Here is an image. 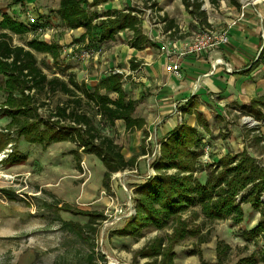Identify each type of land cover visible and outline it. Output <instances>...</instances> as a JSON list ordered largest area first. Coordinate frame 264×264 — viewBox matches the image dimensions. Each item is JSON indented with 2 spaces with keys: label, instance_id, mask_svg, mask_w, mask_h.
Here are the masks:
<instances>
[{
  "label": "rangeland",
  "instance_id": "374dc122",
  "mask_svg": "<svg viewBox=\"0 0 264 264\" xmlns=\"http://www.w3.org/2000/svg\"><path fill=\"white\" fill-rule=\"evenodd\" d=\"M240 1L248 5L254 0ZM58 4L59 0H22L20 3L0 0V32L7 33L13 45L31 49L48 78L59 77L67 81L74 75L76 82L91 92L102 77L116 70L122 71L125 76L123 85L132 86V89L125 90L135 102V116L145 120L142 118L144 105H140L142 100L135 98L137 83L129 63L115 61L111 66L103 63L110 58L111 43L100 42L98 37L82 42L79 39L82 34L75 35L71 33L73 30L63 25L57 13ZM124 4L128 3L122 2V9L138 8L141 20L146 16L151 24H161L162 32L170 40L191 41L197 32L228 31L226 20L220 25L216 23L218 16L228 21L235 20L228 15L229 7H233L228 0L219 1L215 8L209 0H203V9L214 19L210 28L191 25L186 34L180 35L177 31L168 34L164 17L148 16L146 11L150 9L145 8L142 0ZM103 5L91 10L102 13ZM28 15L42 22L45 34H38L28 25ZM6 19L21 23L25 31L14 34L5 29ZM127 34L132 35L129 31ZM261 39V44H264V25ZM35 40L46 46H56L58 57L30 48L29 44ZM68 48L74 51L64 54L62 50ZM86 48L94 49L97 55L88 60L75 57L76 51ZM110 96L116 98L115 94ZM6 98L5 79L0 76V148L3 146L0 150V264H238L248 259H252L254 264H264L261 262L263 243L244 237L260 219L259 213L248 203L242 205L244 218L240 224L231 220L208 222L202 216L196 222L191 223L190 219L189 227H200L199 237L187 236L179 240L174 237L173 228L169 227L161 230L147 227L141 229L140 236L124 232L128 219L135 215L133 212L129 216L127 191L131 192L133 199L136 186L155 175L152 165L161 143L154 141L152 133L146 131L145 134L139 130L142 132L138 135V130L127 131L123 120H117L111 126L98 114L95 115V108L84 106L88 114L95 116L94 124L102 134L112 137L121 146L126 159L138 157L134 171H127L128 175L125 172L113 174L106 187L102 161L85 153L76 143L64 141L48 146L30 143L18 134L17 126L8 127L11 118L5 105ZM34 98L38 118L44 122L56 120L51 116L57 107L67 105L70 100L61 92L49 95L36 92ZM27 114L31 111L25 113L24 119L29 118ZM202 116L206 127H201L202 130L196 128L200 132V148L204 150L202 165L206 169L211 168V155L218 160V156L222 158L225 154L243 151L264 165V141L260 140L264 132L258 130L259 125L254 119L240 116L232 106L226 107L224 117L212 120L210 116L208 120ZM142 148L145 155H140ZM91 214L99 215L100 219L87 226L90 218L96 220ZM223 246H228L229 250ZM158 248L161 253L154 255Z\"/></svg>",
  "mask_w": 264,
  "mask_h": 264
},
{
  "label": "trees",
  "instance_id": "16d2710c",
  "mask_svg": "<svg viewBox=\"0 0 264 264\" xmlns=\"http://www.w3.org/2000/svg\"><path fill=\"white\" fill-rule=\"evenodd\" d=\"M21 1L15 0L16 3ZM110 1L114 0H59L57 13L66 28H83L84 32L79 38L82 42L97 37L100 42H111L115 41L119 33L129 31L132 33V48L142 50L151 45L143 34L138 8L128 7L103 13L91 10ZM142 1L145 8L157 7L153 0ZM209 1L215 7L221 0ZM228 1L236 8L241 6L238 0ZM182 2L198 24L211 27L207 13L202 8L203 0ZM38 22L43 25L41 21ZM4 28L14 34H22L26 29L21 23L9 19L4 21ZM32 28L35 30L34 26ZM261 45L262 50L253 61L251 70L264 67V45ZM29 47L58 57L54 45L46 46L35 40ZM138 67L139 62L130 61V70L135 71ZM0 76L5 79V105L11 118L8 127L17 126L18 134L27 141L43 146L64 141L76 143L85 153L93 154L102 161L105 167L103 183L106 187L113 174L134 169L138 157L126 159L121 146L112 137L103 135L94 124L95 116L84 110V106L88 105L95 108V115L98 114L109 125L113 126L117 120H123L127 131L143 130L146 134V122L135 116V102L123 88L124 73L111 72L102 77L93 92L76 82L74 75L67 81L59 77L48 78L31 49L13 45L10 36L0 32ZM36 92H46L48 95L61 92L70 100L67 105L57 107L51 116L56 120L44 122L38 118V108L34 106ZM110 94H115L116 98L113 99ZM236 110L240 116L254 119L259 125L258 130L264 132V95L253 98L248 106H237ZM29 111L31 114H27L28 120L24 119L25 113ZM202 117L198 113V125L206 127ZM199 135L196 127L182 124L161 142L159 155L152 165L155 175L134 189L135 215L128 219L124 232L140 236L141 229L147 227L157 230L169 227L173 228V235L179 240L187 236L199 237L200 227H189L190 219L192 223L202 216L208 222L231 220L240 224L244 218L242 205L248 203L259 213L260 219L244 237L260 241L264 247V165L255 156L243 151L212 160L211 168L206 169L202 165L204 150L200 148ZM260 140L264 141V133ZM145 154L142 148L140 155ZM91 216L96 220L90 218L87 226L100 219L99 215ZM223 247L229 250L228 246ZM158 249L153 252L154 255L161 253ZM162 255L166 257L163 252ZM261 262L264 263V256ZM238 264L254 262L248 259Z\"/></svg>",
  "mask_w": 264,
  "mask_h": 264
},
{
  "label": "crops",
  "instance_id": "0c3cea01",
  "mask_svg": "<svg viewBox=\"0 0 264 264\" xmlns=\"http://www.w3.org/2000/svg\"><path fill=\"white\" fill-rule=\"evenodd\" d=\"M130 1L132 2L110 1L101 9L103 12L121 10L122 2L129 5ZM154 2L157 3L155 12H146L150 17L152 15L164 17L165 25L167 23L168 26H172L167 28L168 34L172 31H177L180 35L186 34L190 31L191 25L199 27L197 20L186 10L182 0ZM240 3L242 4L241 1ZM246 5L242 4L239 8L229 7L228 15L235 18L234 21L218 16L216 23L219 25L227 21L229 42L217 53L204 52L182 57L179 77L166 71L168 60L162 53V46L169 43L170 46L179 48L185 41L180 38L166 39L167 34L164 35L162 32V25L151 24L146 16L141 20L142 31L151 45L142 50L132 48L130 46L132 35L129 36L127 31L119 33L115 41L110 42V58L103 63L110 66L115 61L121 64L129 63L130 69L131 60L140 62L137 70H130L137 83L135 98L138 101L142 100L140 103L144 105L142 118L146 121L144 130L154 135L156 143L166 140L182 124L202 130L198 125L196 113L205 115L208 120L211 116L214 120L225 116L226 107L232 106L237 111V106H248L253 98L264 95V67L251 70L252 63L262 47L260 39L264 25V1L254 0ZM206 13L208 22L212 25L214 19L208 12ZM83 32V28H79L71 33L79 36ZM218 57L228 64L231 72L227 71L226 65L213 68V61ZM124 72L126 73L125 70ZM123 88L130 90L132 86L124 83ZM137 132L139 135L142 131ZM211 157L212 160L216 159L214 155Z\"/></svg>",
  "mask_w": 264,
  "mask_h": 264
},
{
  "label": "built area",
  "instance_id": "2783aa9c",
  "mask_svg": "<svg viewBox=\"0 0 264 264\" xmlns=\"http://www.w3.org/2000/svg\"><path fill=\"white\" fill-rule=\"evenodd\" d=\"M151 10L149 13H151ZM28 25L31 27H35V30L38 34H45V30L42 25L38 22V19L35 16L28 15L27 17ZM229 42L228 31L216 32L214 30H208L204 32H197L194 34V37L191 41H185L181 47L175 48L174 46H170L169 43H166L162 46V53L167 57L168 63L166 66V71L174 76L179 77L181 72L180 61L181 58L187 55H197L204 52H216L220 49L221 46L227 44ZM72 48L63 49L62 52L64 54L73 52ZM75 57L82 60H88L91 57L97 55V53L92 48H86L82 50H78L74 53ZM226 65V69L228 72H231V69L228 67L221 57L214 59L213 68L215 69L217 66ZM114 72L122 73V71L116 70ZM160 151L155 152V156L159 155ZM207 158V156H206ZM132 170H125L122 172H130ZM121 173V172H118ZM117 174V173H115ZM128 195V204L129 207V216L135 212V203L134 198L132 199L131 192L127 191ZM135 214V213H134Z\"/></svg>",
  "mask_w": 264,
  "mask_h": 264
},
{
  "label": "water",
  "instance_id": "95a60500",
  "mask_svg": "<svg viewBox=\"0 0 264 264\" xmlns=\"http://www.w3.org/2000/svg\"><path fill=\"white\" fill-rule=\"evenodd\" d=\"M263 45H264V44H263ZM262 47H263V46H262ZM261 50H262V48H261ZM261 50H260V51H261ZM256 59H257V58H256Z\"/></svg>",
  "mask_w": 264,
  "mask_h": 264
}]
</instances>
